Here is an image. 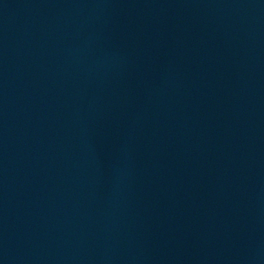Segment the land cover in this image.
Returning <instances> with one entry per match:
<instances>
[{
  "label": "water",
  "instance_id": "1",
  "mask_svg": "<svg viewBox=\"0 0 264 264\" xmlns=\"http://www.w3.org/2000/svg\"><path fill=\"white\" fill-rule=\"evenodd\" d=\"M0 264H264V0H0Z\"/></svg>",
  "mask_w": 264,
  "mask_h": 264
}]
</instances>
